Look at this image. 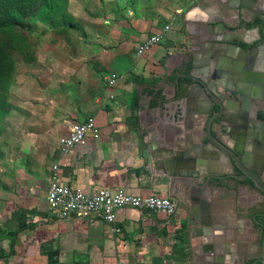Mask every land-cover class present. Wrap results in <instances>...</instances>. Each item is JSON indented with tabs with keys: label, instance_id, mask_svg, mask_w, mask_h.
Wrapping results in <instances>:
<instances>
[{
	"label": "crops",
	"instance_id": "0c3cea01",
	"mask_svg": "<svg viewBox=\"0 0 264 264\" xmlns=\"http://www.w3.org/2000/svg\"><path fill=\"white\" fill-rule=\"evenodd\" d=\"M231 1L107 0L77 6L61 40L46 46L45 64L29 67V98L16 101L18 142L0 148L6 155L0 158V264H215L214 253L227 256L224 250L241 237L242 218L236 219L235 210L254 205L256 191L232 179L204 195H197L198 186L172 185L164 158L181 149L197 157L199 149H191L190 141L198 139L185 133L176 144H167L174 125L153 126L151 113L179 79L183 61H191L192 53L198 64L207 61V19L221 10L234 20L238 10L250 16ZM256 8L264 9V0ZM170 21L162 42L136 57L137 44ZM237 34L245 41L258 37L256 29ZM261 64L255 67L258 75L264 74ZM111 73L117 75L112 85ZM89 118L99 137L88 133L61 154L72 127ZM52 165L58 167L60 183L87 192L122 187L133 195L170 197L176 212L166 216L120 208L118 233L93 214L62 219L45 200ZM201 199L210 203V213L195 208ZM19 225L23 228L16 232Z\"/></svg>",
	"mask_w": 264,
	"mask_h": 264
},
{
	"label": "water",
	"instance_id": "95a60500",
	"mask_svg": "<svg viewBox=\"0 0 264 264\" xmlns=\"http://www.w3.org/2000/svg\"><path fill=\"white\" fill-rule=\"evenodd\" d=\"M262 3L263 0L246 3L241 0L237 4L232 0L229 5L236 4L250 16L238 10L236 21L221 10L218 16L207 19L204 31L209 37L207 61L198 64L195 53L191 61H183L179 79H174L171 91L164 92L152 110L153 126L159 127L162 122L174 125L173 134L171 129L170 135H166L167 144H176L177 137L185 133L198 139L196 143L190 141L191 149H199L197 157L181 149L176 156L164 158L172 185L177 182L181 187L198 186L197 195H204V191L210 193L227 187L229 179L246 178L254 188L264 192V153H258L252 146L258 136L255 123L261 124L257 114L264 119V103H256L253 117L249 116L251 99L262 96L263 86L254 80L258 76L255 67L261 63L264 73V51L260 52L264 47V9L252 10ZM232 21L235 23L230 24ZM252 29H256L257 39L245 41L237 34ZM239 83H244L246 90H241ZM161 150L173 152L169 147ZM219 167L223 171H218ZM196 203V209L210 213V203L203 199Z\"/></svg>",
	"mask_w": 264,
	"mask_h": 264
},
{
	"label": "rangeland",
	"instance_id": "374dc122",
	"mask_svg": "<svg viewBox=\"0 0 264 264\" xmlns=\"http://www.w3.org/2000/svg\"><path fill=\"white\" fill-rule=\"evenodd\" d=\"M107 0H0V148L14 146L19 96L29 98V67L45 64L46 46L61 40L78 5ZM39 56V58H38ZM6 155L0 154V158ZM4 172V171H3Z\"/></svg>",
	"mask_w": 264,
	"mask_h": 264
},
{
	"label": "built area",
	"instance_id": "2783aa9c",
	"mask_svg": "<svg viewBox=\"0 0 264 264\" xmlns=\"http://www.w3.org/2000/svg\"><path fill=\"white\" fill-rule=\"evenodd\" d=\"M172 24V21L164 24L158 31L149 34L139 42L135 49L136 57L143 56L153 45L161 43ZM116 78L117 75L111 73L108 84H114ZM88 133H92L94 137H99L98 128L92 118L79 122L72 127L70 133L62 140L61 154H68ZM45 200L48 208L62 219L93 214L109 223L111 229L116 233L121 231L120 227L115 224L116 212L120 208H134L148 213H162L166 216L176 212V204L170 197L133 195L122 187H100L95 191L87 192L60 183L57 165H52Z\"/></svg>",
	"mask_w": 264,
	"mask_h": 264
},
{
	"label": "flooded vegetation",
	"instance_id": "af4514ba",
	"mask_svg": "<svg viewBox=\"0 0 264 264\" xmlns=\"http://www.w3.org/2000/svg\"><path fill=\"white\" fill-rule=\"evenodd\" d=\"M264 51V47L260 49V52ZM261 67L258 70H263ZM262 74V73H261ZM264 74L258 75L262 76L260 82H258L262 87L260 94L262 96L260 99H251L250 111L254 112L256 103L263 104L264 103ZM241 90H246L245 86L241 87ZM250 116V113H249ZM253 117V116H250ZM257 117L260 118L261 124L259 122L255 123L256 131L258 132V136L253 142V148L257 150V152L264 153V119L257 114ZM264 163V160L263 162ZM262 180L264 182V172L262 175ZM239 186L246 187L247 189H254L256 191V197L254 205L244 203L239 205L235 210L236 219L242 218L241 220V237L234 242L232 249L224 250L227 253V256L218 255L214 253V262L218 264L219 261H228L231 264H264V192L260 191L252 186L248 179H242ZM218 245V246H217ZM214 247H220L219 244H213ZM216 249H214L215 251Z\"/></svg>",
	"mask_w": 264,
	"mask_h": 264
},
{
	"label": "trees",
	"instance_id": "16d2710c",
	"mask_svg": "<svg viewBox=\"0 0 264 264\" xmlns=\"http://www.w3.org/2000/svg\"><path fill=\"white\" fill-rule=\"evenodd\" d=\"M21 228H23V225H19V226L17 227V229H16V232H17L18 230H20Z\"/></svg>",
	"mask_w": 264,
	"mask_h": 264
}]
</instances>
